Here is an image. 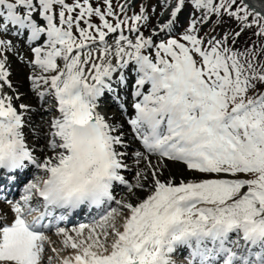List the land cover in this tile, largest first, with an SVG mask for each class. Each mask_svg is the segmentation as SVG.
<instances>
[{"label":"snow or ice","instance_id":"snow-or-ice-1","mask_svg":"<svg viewBox=\"0 0 264 264\" xmlns=\"http://www.w3.org/2000/svg\"><path fill=\"white\" fill-rule=\"evenodd\" d=\"M133 7L0 0V183L31 166L43 173L7 202L11 218L0 215V264H177L178 250L185 264H264V12L246 0H172L146 36L148 9L129 15ZM245 32L253 38L241 43ZM9 37L34 45L32 63L48 74L32 77L54 101L47 128L37 129L42 156L5 94ZM106 99L125 121L101 111ZM125 123L143 149L135 183L122 174ZM164 160L197 175L163 177ZM118 185L126 197L116 198ZM81 208L101 215L56 227L74 250L61 257L50 247L53 220Z\"/></svg>","mask_w":264,"mask_h":264},{"label":"rangeland","instance_id":"rangeland-1","mask_svg":"<svg viewBox=\"0 0 264 264\" xmlns=\"http://www.w3.org/2000/svg\"><path fill=\"white\" fill-rule=\"evenodd\" d=\"M116 2V0H114V3ZM121 2H123V0H121ZM134 2V7L129 11V15H132L134 13L138 14L141 10L142 7H147L148 9V16H149V21H148V27L147 28H142V31L144 32V34L147 36L149 34H151L152 30L154 28H156L158 26V23L162 22V20L166 19L165 17L167 16V11H170V8L167 9V11L165 10V5H166V2L167 4H171L172 3V0H133ZM215 19V18H213ZM188 24V12L187 10H185L184 12H182L180 14V17H179V25L177 26V31H182L184 27H186ZM234 26V25H233ZM227 27V25L225 26ZM205 31H210V29L208 28V26L206 25L205 26ZM221 31V29L217 28V32ZM22 38L21 37L20 39H14L12 37H9V39H13V43L16 45L15 49L12 50V51H9L6 53L7 57H8V60H7V63H12L14 64L15 66L13 67V69H11V74H12V78L15 82L18 83V86L21 88V95L23 96L24 93V97L25 100L23 101V103H27L30 104L31 106H33V104L35 105V107L37 106L38 104V93H36V97L34 96V89H33V83L32 81L30 80V75H29V72L27 70H25L26 72L23 73L21 72L22 70L21 69H17V68H20V64L21 63V58L22 56L25 54V52L22 50V49H25L23 46H17L18 42H23L22 41ZM249 38H253L251 37V32H245L241 37H240V42L243 43L245 40L249 39ZM24 40V38H23ZM111 42V40H110ZM22 49H20V48ZM32 52V51H31ZM32 53H30V58L31 59H34V55L32 56L31 55ZM28 56V55H26ZM2 58V57H0ZM16 64H18L19 66H17ZM26 64V63H25ZM27 65H23V67L26 68ZM40 73V72H39ZM32 77V76H31ZM17 78V80H15ZM47 88V86H45L43 89H40L39 91L41 90H45ZM27 95H31V97L27 96ZM110 99H107V101H109ZM107 101L105 100L103 103H107ZM37 103V104H36ZM53 99H51L47 104L50 105V106H53ZM108 105V104H107ZM111 106H108L107 108V111L112 113L113 115L117 113V110L115 108H110ZM33 111L29 112V114L27 113L26 114V117L29 118L31 115H32ZM51 112L48 110L46 112H43L42 114H40L39 116H36V119L39 120V122L42 121V124L43 125H47V121L50 119V114ZM35 117V116H34ZM35 119V120H36ZM122 121H125L124 119ZM47 128V127H45ZM37 129L38 126L33 124V125H28L25 127V133H26V137L28 138L30 136V133L34 130L36 133L37 132ZM36 138V137H34ZM32 139L31 141H29L30 144H32L31 146L34 147V148H42L43 147V141L42 140H38L37 138L36 139ZM136 150L137 149H134V148H131V150L129 152H131V155L132 153H136ZM127 165L128 166H131L130 167V170L133 171V169H138L141 165L140 163L138 164L137 163V160L136 158H133L131 156V158L129 160L126 161ZM179 163V162H178ZM132 175H126V177L129 178V180H133L132 177L130 176H135L136 173H131ZM40 176H42L41 174H34L31 178H29L27 180V182H31L33 180H36L38 179ZM132 182H135V178ZM25 187V186H24ZM23 187V189H24ZM23 189H20V194L16 195V197L14 198V200H10V201H17L20 199V197L23 195ZM126 194H127V191L124 193L125 197H126ZM120 197V196H119ZM117 198V199H120V198ZM9 200H4V201H0V215H6V218H11V213L9 212V205H8V202ZM115 207H118V205H115ZM79 227V225L77 226ZM73 227H70L69 229H71ZM50 238H51V246L50 247H55L58 251H59V254L61 257H63L64 255H68L67 252L65 251V248L62 244V240H63V237H60V236H55L53 234H50ZM47 255H50V256H53L55 257L56 256V253H53L51 252L50 248H49V251L47 252ZM184 256H181L180 259L181 261H184L185 259H183ZM54 264H58V261H55L54 260Z\"/></svg>","mask_w":264,"mask_h":264},{"label":"bare ground","instance_id":"bare-ground-1","mask_svg":"<svg viewBox=\"0 0 264 264\" xmlns=\"http://www.w3.org/2000/svg\"><path fill=\"white\" fill-rule=\"evenodd\" d=\"M247 1H249L252 4V6L255 7L258 11L264 12V0H247ZM165 18H167V16ZM22 41L23 42H18L17 46H20V45L23 46L25 49H22L20 47H18V48L22 49L25 52V54L21 58V63L22 64H20L21 65L20 68H17V69H21L22 70L21 72H23V73H25L26 72L25 70H27L29 72V75H30L29 77H30L31 81H32V77L33 76L41 75V74L48 75L47 73H42L41 70L39 68L35 67L33 65V63H32L33 59L30 58V53H32L31 52V47L34 46V45H30L26 40H23V38H22ZM26 55H28V56H26ZM31 55L33 56L34 54L32 53ZM13 63H15V62H13ZM16 65L19 66L18 64H16ZM23 65H27L26 68L23 67ZM14 66L15 65L12 64L11 62L6 64V69L9 72L8 81H10V83H11V88H8L7 86H5V94L6 95H10V96L13 97L14 106H17L18 110L24 114V119L26 121L25 127L28 126V125H33V124L37 125L38 128H40L41 126H43L44 128L47 127V125L45 126V125L42 124V121L39 122V120L36 119V116H39L40 114H42L43 112H46L48 110L51 112L53 106H50L47 103L52 98L50 96H45L43 98H41L39 96L37 98L35 94L38 93V91H37V89L35 87H33L34 96H35V98L38 99V104L36 103L37 106L35 107L34 104H33V106H31L30 104L27 103L28 101L26 103H23V101L25 100V98H23L25 93H24L23 96L21 95L22 94L21 93V88L18 86V83L13 80V78H12L13 76L10 73L11 69H13ZM15 80H17V78ZM32 83H33V81H32ZM45 86L46 85L41 84L40 89H43ZM41 91H43V90H41ZM27 96L31 97V95H27ZM110 101H111V106L113 108L117 109V113L114 114V115L112 113H107V116L112 118V119H114V120H116V121L123 122L122 120L123 119L125 120L126 117L124 115H122V113H121L120 109L117 107V105L115 103H113L112 100H110ZM130 103H131V96L129 95L128 96V104L130 105ZM22 104L26 105L27 108L26 109H20L19 105H22ZM103 106L105 107V105L102 104L101 111H105ZM31 111H33L32 115L29 118H27L26 114L27 113L29 114V112H31ZM129 114H131V108L130 107H129ZM124 131H125V136H126V142L128 144V147L126 149V160H125V162H126L127 160H129L131 158V156L133 158H136L135 157V153L134 154L132 153V155H131V152H129L131 150V148H134V149H137V150H140V151H143V149H142L141 145L138 144V142H135V139L133 138L132 130H131L130 126H128L126 123H125ZM34 137H36L38 140H41L40 137H39V134L36 133L33 130L30 133V136L28 138L26 137L28 143ZM36 138H34V139H36ZM29 145L31 146L32 144L29 143ZM42 148H39V147L36 148V153L35 154L37 156H42V152L40 150ZM151 159L153 160L154 163H157L155 157H151ZM163 163L166 165V167L162 169L163 177H167V176L171 175V176H174L177 181H179L181 179H186V180L187 179H193L197 175V174H194V173L190 172L189 170H187L186 167L183 164H181V163L168 161V160H164ZM140 165L141 166L138 169H133V171L130 170L131 166H128L127 169L122 170V174L125 176V178L128 181L132 182L134 180L135 176H130V177L133 178V180H131V179L129 180V178L126 177V175L128 176V175H132L131 173H137V171H139L141 168L144 167V163L141 162ZM33 172H35L36 174L43 175L41 170L36 169L34 166H31L29 169L24 171V176H26V175L27 176H29V175L33 176ZM20 181H21V178L18 176L17 179L15 180V182H20ZM133 183H135V182H133ZM115 190H116V192L114 191V194L117 193L116 198H118L119 196H120L119 197L120 199L125 197L124 193L127 191L125 186L118 185L115 188ZM141 195H143V193H141ZM115 205H116L115 203H112L111 206L115 207ZM65 251L68 254L66 256H71L74 253V250H72L70 248H65ZM182 252H185V251L184 250H178L176 254H178V253L182 254ZM66 256H64V257H66Z\"/></svg>","mask_w":264,"mask_h":264}]
</instances>
